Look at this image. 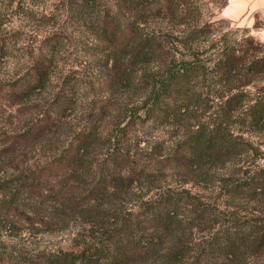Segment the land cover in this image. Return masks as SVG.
Returning a JSON list of instances; mask_svg holds the SVG:
<instances>
[{
    "label": "trees",
    "instance_id": "1",
    "mask_svg": "<svg viewBox=\"0 0 264 264\" xmlns=\"http://www.w3.org/2000/svg\"><path fill=\"white\" fill-rule=\"evenodd\" d=\"M71 1L100 43L103 90L132 95L123 108L106 98L97 103L67 146L33 173L1 179L6 166L0 149V264H17L1 240V220L15 224L30 215L47 230L80 224L92 234L80 251L53 254L38 264H264V87L255 89L264 84V46L246 31L233 37L229 22L211 19L227 0H115L109 6ZM220 22L226 30L216 29ZM46 61L40 58L25 76L0 85V98L14 106L44 89L53 66ZM77 86L65 78L51 112L10 137L3 156L62 130ZM116 108L121 136L128 137L138 116L140 124L182 125L175 151L156 166L182 170L196 184H208L215 178L211 172L223 169L225 208L167 191L137 211L114 214L118 198L141 182L133 171V147L101 135L100 124ZM103 141L111 144L110 153L86 183L78 174L92 170V151ZM249 158L251 163L241 162ZM69 179L78 187L64 192ZM236 203L255 210L244 215L234 210ZM194 230L203 239L193 245Z\"/></svg>",
    "mask_w": 264,
    "mask_h": 264
},
{
    "label": "rangeland",
    "instance_id": "2",
    "mask_svg": "<svg viewBox=\"0 0 264 264\" xmlns=\"http://www.w3.org/2000/svg\"><path fill=\"white\" fill-rule=\"evenodd\" d=\"M114 1L102 0L101 4L109 6ZM227 1V6L211 19H214V22H229L228 29L233 37L246 31L264 46V0ZM198 3L204 4V1L198 0ZM220 27L227 29V25L221 22L216 24V29ZM99 44L76 14L71 0H0L1 87L25 76L40 58L51 61L53 65L45 88L36 91L28 99L13 106V102L5 101L2 96L0 98L1 164L6 166H1V179H8L20 173H33L44 167L67 146L72 135L87 123V114L103 99L113 100L116 107L122 108L125 107L123 103H129L131 93L125 91L111 95L103 90L106 70L101 62ZM65 78L77 82L78 86L74 92L75 104L63 119V129L52 132L32 146H22L9 157H4L10 137L21 129H28L46 113L51 112L50 103ZM262 87L264 84H257L255 89L258 91ZM254 90L251 89L252 92ZM110 113L100 124L101 135L104 139L118 136L123 148L133 147L130 152L133 171L141 179V182H136L129 189V195L118 198V208L113 211L114 214L116 211H137L144 203L167 191L186 193L189 197L216 206L219 210L225 208L227 202L219 181L224 176L223 169L211 172L215 178L208 184H196L182 170L167 164L163 170L156 166L157 161L175 151L184 133L182 125L140 124L141 118L138 116L133 118L138 125L125 132L127 137L121 136L116 130V124L119 122L118 108ZM122 126L124 124H121ZM262 140L264 142V137ZM110 147L111 144L105 143L103 146L100 142L92 151L94 167L89 173L78 174L86 183L95 177L96 173L98 176L106 154L110 153ZM262 152L264 153V147ZM252 161L249 158L241 162ZM260 164L264 165V158ZM68 181L67 186L61 187L62 191L76 190L78 186H73L74 181ZM58 185L59 183L55 184L56 189L59 188ZM235 205L234 210L238 209L244 215H249L255 210L254 206L246 203ZM14 223L9 224L1 220V240L8 247L7 251L16 258L17 264H38L45 262L53 254L76 253L91 243L92 239L88 225H72L63 231L47 230L36 223L31 215L15 220ZM202 239L203 234L194 230L193 245L202 242Z\"/></svg>",
    "mask_w": 264,
    "mask_h": 264
}]
</instances>
